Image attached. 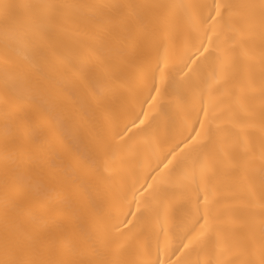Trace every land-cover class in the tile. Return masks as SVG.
Listing matches in <instances>:
<instances>
[{
    "label": "snow or ice",
    "instance_id": "1",
    "mask_svg": "<svg viewBox=\"0 0 264 264\" xmlns=\"http://www.w3.org/2000/svg\"><path fill=\"white\" fill-rule=\"evenodd\" d=\"M125 11L134 21L131 27L122 15ZM0 25L5 145L0 264H201L188 259L193 250L234 254L227 264H264V0L146 5L0 0ZM89 26L95 27L96 41L90 56L97 61L119 58L134 66L127 100L133 110L143 92L145 102L161 95L158 79L161 86L175 85V103L187 132L181 141L184 148L169 149L147 174L129 166L137 146L127 133L139 115L122 124L120 111L84 146V164L91 174L81 184L73 179L71 162L59 158L68 153L74 121L82 111L75 99L72 42ZM129 49L135 53L131 58ZM170 57L176 59L173 65ZM97 91L93 84L90 92ZM189 97L199 101L198 109L193 104L191 111L185 110ZM34 113L45 118L47 127L32 122ZM21 123L26 124L32 151L10 153L12 129ZM257 128L258 139L253 135ZM40 149L55 170L49 176L32 166ZM225 165L235 201L229 206L233 219L227 230L221 223L222 194L216 184ZM53 180L61 186L55 195ZM89 181L98 196L90 209L92 227L69 234L58 213L78 211L72 192ZM177 206L187 208L179 218ZM147 217L174 225L171 234L163 231L165 259L159 244L153 253L142 240Z\"/></svg>",
    "mask_w": 264,
    "mask_h": 264
},
{
    "label": "bare ground",
    "instance_id": "2",
    "mask_svg": "<svg viewBox=\"0 0 264 264\" xmlns=\"http://www.w3.org/2000/svg\"><path fill=\"white\" fill-rule=\"evenodd\" d=\"M10 3H47V4H134V5H146L154 3H180L182 0H7ZM194 2L211 4L212 0H194ZM232 3H246V2H258V0H229ZM125 17V22L131 27L133 19L127 16L126 11L122 13ZM70 31H74L71 24L66 25ZM2 29V25H0ZM95 32L94 26L80 29V35L76 36L73 40V47L75 48L74 59L77 64V89L75 99L82 104V111L77 115L74 121L75 132L70 137L67 144L68 153L60 154V159L65 162H71L72 168L76 170V174L73 179L77 184H81L83 178L90 175V170L85 166L84 160L87 153L84 151V146L89 144L90 135L98 128L106 125L109 116L115 112L120 111L122 115V124L129 122L139 115V119H136L135 125L129 124L130 131L127 136L133 138V142L136 143V157L129 161V166L133 169H141L145 174L158 163L159 159H163L165 153L171 148H175L177 152L181 148H184V144L181 143L183 136L187 135L181 125V115L178 112V106L175 103V85L172 82H166L164 86L159 85V79L157 80V86L161 87V95L157 97L156 101L147 100L145 97L147 92L139 97L135 103L134 110L127 104L128 89L131 84V76L134 72V66L131 63L122 62L119 58H110L104 61H97L94 57L89 55V50L93 48L96 41L93 39ZM182 37H177L179 43ZM128 56L131 58L134 56L132 49L128 50ZM22 60V56L19 57ZM3 44H2V31H0V96L3 94L2 82H3ZM176 62L175 57H170L169 63L173 65ZM259 71V69H257ZM95 84L98 86L99 91L94 94L90 92L91 86ZM156 95L155 92L152 93ZM219 95V93H217ZM204 102L207 103V93L205 92ZM254 103L257 109L260 105V99L257 96ZM152 105L150 108L149 105ZM193 104L196 108H199V101L193 100L191 97L185 103V110L191 111ZM144 113H147L145 118ZM192 119L195 120L193 114ZM200 119H203V113L200 114ZM31 120L34 123H39L47 127L45 118L41 117L38 113H34L31 116ZM140 120H144V124H140ZM199 130V125H195ZM143 129V131H137V129ZM253 135L258 139L259 130L254 129ZM12 136L14 137V143L9 145V152H29L32 151V147L26 136V124L21 123L12 129ZM127 138V137H126ZM179 145V147H176ZM44 150L40 149L36 152L35 158L32 161V166L39 168V170L46 176L51 175L55 170L51 167L50 161H47L46 154H43ZM5 155V145L3 139V105L0 103V178H2L3 161ZM169 159L171 157L169 156ZM142 162V163H141ZM167 163V161H164ZM98 163V162H97ZM163 165H161L162 167ZM153 175L155 173H152ZM148 183H151L149 178ZM53 188V195L56 190H60L61 186L54 180L51 182ZM141 183H144L141 180ZM216 184L218 190L222 194L221 207L222 216L221 223L225 230H227L232 221L229 206L234 204L235 201L231 198L230 193L232 188V177L228 171L227 165L216 177ZM139 187V185H137ZM66 190V186H65ZM72 199L78 205V211L75 213L61 211L58 213L63 229L72 235H80L82 231H87L92 227V220L90 216L91 206L97 202V190L95 186L89 181L83 183L81 187L75 188L72 192ZM131 199V197H129ZM3 193L2 187H0V205H2ZM30 207L26 204L25 208ZM133 211H135V205L133 204ZM126 212L127 209L125 208ZM187 211V208L177 206L176 214L179 218L183 216ZM131 219V217H129ZM157 222L151 217L145 218L143 222V237L142 240L146 246H151L153 253H155L157 244L160 248L161 259H165L163 253L164 235L163 231L166 229L170 234L173 231V223L170 220L167 224ZM202 223V221H201ZM187 242V241H185ZM175 259V257H172ZM188 259L195 261L200 260L201 264L204 261L211 260L213 264L216 261H223L227 264V261L234 259V254L230 253H216L215 255H205L199 250H193Z\"/></svg>",
    "mask_w": 264,
    "mask_h": 264
}]
</instances>
